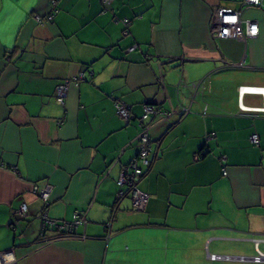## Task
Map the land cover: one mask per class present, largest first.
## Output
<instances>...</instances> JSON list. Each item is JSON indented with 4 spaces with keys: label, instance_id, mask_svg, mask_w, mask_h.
<instances>
[{
    "label": "crops",
    "instance_id": "1",
    "mask_svg": "<svg viewBox=\"0 0 264 264\" xmlns=\"http://www.w3.org/2000/svg\"><path fill=\"white\" fill-rule=\"evenodd\" d=\"M218 7L256 21L258 38L212 36ZM81 72L59 105L56 86ZM241 86L264 87V9L244 0H0V251L13 248L16 264L257 263L264 96L240 97ZM147 103L174 113L149 117L155 153L135 209L118 200L117 179L138 152ZM34 184L52 186L47 207ZM43 211L85 222L44 237Z\"/></svg>",
    "mask_w": 264,
    "mask_h": 264
},
{
    "label": "built area",
    "instance_id": "2",
    "mask_svg": "<svg viewBox=\"0 0 264 264\" xmlns=\"http://www.w3.org/2000/svg\"><path fill=\"white\" fill-rule=\"evenodd\" d=\"M103 8L106 9L107 6L111 3L112 0H100ZM245 6H251L256 8L264 9V0H244ZM52 14L46 17V20H50ZM36 21H42L44 18L35 16ZM124 24V34H126V29L129 25L127 19H122ZM210 32L212 36H217L224 39H238L243 42H247L251 39L258 38L259 36V25L256 21L251 19H245L242 17V12L240 10H233L230 8L218 7L213 10L211 23H210ZM136 46H131L129 50H133ZM228 66H237V64H230ZM84 73L81 72L78 75L65 79L62 83L56 86L54 91L55 101L59 105H64L65 98L71 83L78 82L83 80ZM196 88L195 84H192ZM244 93H254L262 94L264 96V87H255V86H241L239 87L240 97ZM116 113L126 120H129L131 117L128 106L120 101L114 103ZM242 108H245L242 106ZM256 111L264 112V107L254 108ZM189 108L183 107L179 111L180 117L187 114ZM174 113L173 109L169 111H161L158 107L152 104H145L143 106V113L138 118L139 121V132L136 137L138 143V152L136 156L130 160L121 170L120 175L117 179V185L119 187L117 198L120 200L124 196H129L132 202V206L135 209H142L147 195L140 191L137 187L140 179L145 175L147 170L152 164L155 151L151 146V139L149 135L151 123L149 122L150 115L159 114L164 118H168L171 114ZM250 142L258 146L259 145V136L253 134L250 137ZM220 162L222 163V174L226 175L225 167V155H220ZM52 191V186L45 184L43 186L33 185L32 192L39 196L42 200L44 208L49 205L50 194ZM18 213L21 217H24L28 214L27 207L24 203H21L18 209ZM42 221V235L45 234V231H54L59 235L62 234H74L76 227L83 222H85V213H75L73 219L70 222L57 221L50 218L44 211L39 215ZM110 222L107 223V227H110ZM109 234L106 235L108 238ZM45 237V235H44ZM211 260L217 259H228V256H220L215 254L208 255ZM263 254L259 252L257 256L253 258L254 262H259L263 258ZM16 255L13 248H9L3 251H0V264H16Z\"/></svg>",
    "mask_w": 264,
    "mask_h": 264
},
{
    "label": "rangeland",
    "instance_id": "3",
    "mask_svg": "<svg viewBox=\"0 0 264 264\" xmlns=\"http://www.w3.org/2000/svg\"><path fill=\"white\" fill-rule=\"evenodd\" d=\"M253 145V144H252ZM255 146V145H254ZM259 254V253H258ZM261 263V261L260 262H257V263H252V264H260Z\"/></svg>",
    "mask_w": 264,
    "mask_h": 264
},
{
    "label": "trees",
    "instance_id": "4",
    "mask_svg": "<svg viewBox=\"0 0 264 264\" xmlns=\"http://www.w3.org/2000/svg\"><path fill=\"white\" fill-rule=\"evenodd\" d=\"M40 238V240H42L43 239V237H39Z\"/></svg>",
    "mask_w": 264,
    "mask_h": 264
}]
</instances>
